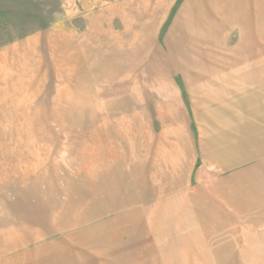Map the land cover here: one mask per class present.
<instances>
[{"label":"rangeland","instance_id":"374dc122","mask_svg":"<svg viewBox=\"0 0 264 264\" xmlns=\"http://www.w3.org/2000/svg\"><path fill=\"white\" fill-rule=\"evenodd\" d=\"M263 64L264 0H0V264H264Z\"/></svg>","mask_w":264,"mask_h":264},{"label":"crops","instance_id":"0c3cea01","mask_svg":"<svg viewBox=\"0 0 264 264\" xmlns=\"http://www.w3.org/2000/svg\"><path fill=\"white\" fill-rule=\"evenodd\" d=\"M254 71H255V69L252 70L251 72H254ZM256 73H257V77H258V82L256 84L257 85L256 88L259 89L258 94L260 96V93L264 92V64L261 68L256 69ZM248 74H250V71H248ZM248 79H249V81H248L247 85L249 87V91H252L253 86L252 87L250 86V83H251L250 82V76Z\"/></svg>","mask_w":264,"mask_h":264}]
</instances>
